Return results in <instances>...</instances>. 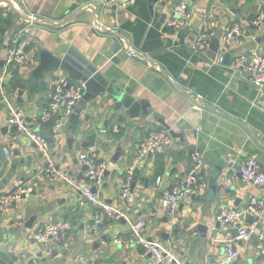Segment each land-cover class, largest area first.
<instances>
[{
    "label": "crops",
    "instance_id": "1",
    "mask_svg": "<svg viewBox=\"0 0 264 264\" xmlns=\"http://www.w3.org/2000/svg\"><path fill=\"white\" fill-rule=\"evenodd\" d=\"M3 1L0 21L10 17L11 24L0 25V196L22 185L31 188L11 211L0 212V233L6 247L22 255L24 264H147L142 248L127 243L132 235L131 224L143 220L146 228L141 237L159 242L182 264H215L223 256V243L231 237L218 222L220 211L242 212L248 198L257 194L240 178V159H255L264 169V92L253 87L249 77L234 75L227 68L239 55L264 57V21L259 27L252 25L263 11L264 1L193 0L192 18L177 33L165 25L175 0H134L126 9L114 12L104 7L102 0ZM30 16L38 24L29 23ZM234 24L243 25L244 34L226 51L224 60L229 56L228 64L213 65L216 52L214 57L210 51L202 57L190 47L202 31L214 35L211 43L220 44ZM21 40L26 43L28 62L16 70L7 66L6 57ZM114 42L126 44L134 56L119 65L106 60L100 65L101 71L124 92L148 101V116L130 120L122 110L114 115L113 100L98 97L93 104L82 107L73 132L67 126L58 138L47 125L43 131L53 144L56 166L68 175H84L78 153H89L106 164L102 186L95 191L108 205L119 204L120 183L136 162L135 185L127 202L132 210L129 222L104 223L99 235H94L93 208L80 207V195L65 185L38 182L36 177L43 165L34 145L8 127L5 120L11 109L20 110L26 122L33 125L48 104L51 83L68 82L60 71L47 73L30 93V76L38 66V47L48 51L73 48L94 60L105 55ZM15 80L22 81L24 88L12 93L9 85ZM223 114L229 118H222ZM209 116L222 118L225 123H212ZM160 121L184 139L194 132V145L171 137V144L157 149L158 154L151 159L148 154L137 159L149 133L167 132ZM69 139H73L71 144ZM124 140L127 145L123 154L113 163L117 145ZM194 152L204 157L198 184L193 194L180 203L175 216L167 218L161 208L162 193L183 177ZM221 159L230 167L213 192L210 169ZM157 177L162 179L159 186L155 183ZM54 222L71 225L66 240L61 244H37L35 232L43 224ZM200 225L207 227V239L197 229ZM262 229L264 216L249 241L238 243L240 257L236 264H264ZM117 240L121 242L115 243Z\"/></svg>",
    "mask_w": 264,
    "mask_h": 264
},
{
    "label": "built area",
    "instance_id": "2",
    "mask_svg": "<svg viewBox=\"0 0 264 264\" xmlns=\"http://www.w3.org/2000/svg\"><path fill=\"white\" fill-rule=\"evenodd\" d=\"M134 0H102L101 4L109 9H126ZM193 0H175L170 16L165 20L167 28L176 33L182 30L191 20V4ZM1 5V4H0ZM36 21L33 16L29 17V23ZM264 21V11L253 21L254 27H259ZM32 24V23H31ZM244 34V26L234 24L225 32L221 43L212 61L213 65L222 66L226 51L235 43H238ZM214 35L207 31H202L190 44L194 52L202 57H207L210 51V43ZM26 43L21 40L11 48L6 57L7 66L24 67L28 62L25 52ZM234 75L249 73L248 81L258 91L264 92V57L254 55L236 56L227 66ZM67 81H56L51 83V93L45 109H43L37 121L30 125L25 120V115L20 110L11 109L6 117L5 123L15 132L26 137L33 145L36 154L41 160L42 169L36 180L46 182L50 185H65L73 189L80 195L78 205L80 207L89 206L94 210V218L91 231L94 235H99L100 227L107 222L124 220L129 222L131 208L127 202L131 199V184L135 171L134 162L126 171L119 187V204L108 205L96 193L94 189L102 186L106 164L98 161L89 153H78L77 160L85 168L82 177L68 175L64 170L56 166L53 157V144L44 136L43 131L49 122H53L50 130L56 133L57 137L69 125L74 110L82 99L85 92L84 83L68 84ZM171 137L168 132L156 131L148 134L147 138L140 145L137 159L146 156L149 152L160 147L169 146ZM5 159L9 157L4 151ZM204 157L199 152L191 155V166L183 177L174 185L165 189L162 193L161 208L167 218H173L180 203L186 197L193 194L199 179V174L203 168ZM238 172L244 183L251 184L257 194L248 198L245 209L238 212L235 209H223L218 215V222L222 224V229L226 233H231V237L223 243V256L215 264H236L240 257L238 243L249 241L251 236L259 230L260 220L264 216V169L261 164L252 158L240 159ZM162 182L160 177L156 179V186ZM31 192L28 185H22L6 195L0 196V212L11 211L22 199ZM146 228V222L137 220L131 224L132 235L127 239L128 244L138 245L143 250V255L148 257L147 264H182L175 254L164 248L157 241L146 240L141 237L142 231ZM71 230V225L66 222H54L43 224L34 235L37 244L44 246L50 243L61 244L66 240L67 233ZM264 239V229L260 233ZM117 240L115 243H120ZM80 264H101L94 261H85Z\"/></svg>",
    "mask_w": 264,
    "mask_h": 264
},
{
    "label": "water",
    "instance_id": "3",
    "mask_svg": "<svg viewBox=\"0 0 264 264\" xmlns=\"http://www.w3.org/2000/svg\"><path fill=\"white\" fill-rule=\"evenodd\" d=\"M158 0H151L150 3H155ZM264 1V0H261ZM3 3H9L5 0ZM112 11H115V8H112ZM113 17V13L111 14ZM27 19V17H24ZM29 21V19H28ZM32 24H38L37 21H33ZM122 40V38H119ZM218 41H214L210 46L211 57H214V53L218 48ZM128 56H134L126 47V44H121L114 42L110 50L105 55L96 56L94 60H88L85 56L79 54L73 48H59L55 51H48L43 47L37 48V58L38 66L33 70L30 76V93L33 91V87L36 85L37 81L40 80L47 73H56L58 71L65 74L68 78V84L72 83H84L85 92L82 99L77 104L73 115L71 116L70 123L68 125V131L73 132L75 124L78 120V115L80 110L86 103H94L96 98L104 97L106 99H112L114 102V115L117 114L120 110L125 112V115L130 119H138L140 116L147 117L148 109L151 106L148 101L142 99L137 100L133 95L124 92L119 88L115 83L111 82L108 77H106L101 71L100 65L106 60L110 61L115 65H119L123 59H126ZM225 64L229 63V56L225 57ZM19 67H16L18 70ZM243 76L249 77V73H243ZM92 103V104H93ZM222 118H229L226 114L221 115ZM118 119H121L122 116H117ZM209 116L208 120L212 123L218 122L220 125L225 123L224 119ZM159 124L165 129L170 137L173 139H179L181 142H187L191 146L194 145V137L196 136L193 132L192 137L184 139L182 134L176 133L164 122L160 121ZM73 139L68 140V144H71ZM127 145V141L124 140L121 143H118L116 151L114 152L112 162H116L123 154V150ZM158 154L157 150L149 152L147 157L151 159L153 155ZM230 165H227L226 162L221 159L218 161L217 165L212 167L210 175V184L211 191L215 192L217 189V183L222 181L220 178L224 177V171L229 168ZM137 173V171H135ZM135 176L131 184V190L134 189ZM95 192V189H94ZM59 202V201H58ZM63 203V201L59 202ZM35 220V217L30 219L29 224ZM218 225L215 227L217 228ZM200 232H203L205 238L207 239V227L198 226L197 228ZM0 264H24V259L22 255H17L16 252L10 250L6 247L4 239L0 233ZM28 264H32L29 262Z\"/></svg>",
    "mask_w": 264,
    "mask_h": 264
},
{
    "label": "trees",
    "instance_id": "4",
    "mask_svg": "<svg viewBox=\"0 0 264 264\" xmlns=\"http://www.w3.org/2000/svg\"><path fill=\"white\" fill-rule=\"evenodd\" d=\"M263 11H264V9H263ZM253 19H252V21L253 20H255V18L256 17H252ZM10 17H8L6 20H1L0 21V25L1 24H4V25H6V27H8V26H10V24H11V22H10ZM1 27V26H0ZM1 31V30H0ZM24 88V84L22 83V81H20V80H15V81H12L11 83H10V85H9V89H10V91L13 93V92H15V91H17V90H20V89H23ZM52 124H53V122H49L48 124H47V129L48 130H50V127L52 126Z\"/></svg>",
    "mask_w": 264,
    "mask_h": 264
}]
</instances>
